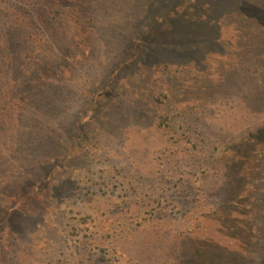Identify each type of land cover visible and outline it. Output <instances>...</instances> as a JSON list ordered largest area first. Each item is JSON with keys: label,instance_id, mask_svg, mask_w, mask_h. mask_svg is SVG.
<instances>
[{"label": "rangeland", "instance_id": "obj_1", "mask_svg": "<svg viewBox=\"0 0 264 264\" xmlns=\"http://www.w3.org/2000/svg\"><path fill=\"white\" fill-rule=\"evenodd\" d=\"M0 264H264V0H0Z\"/></svg>", "mask_w": 264, "mask_h": 264}]
</instances>
